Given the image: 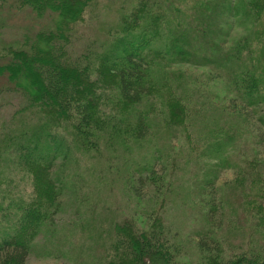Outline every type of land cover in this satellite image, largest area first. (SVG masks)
<instances>
[{"label":"trees","instance_id":"obj_1","mask_svg":"<svg viewBox=\"0 0 264 264\" xmlns=\"http://www.w3.org/2000/svg\"><path fill=\"white\" fill-rule=\"evenodd\" d=\"M105 1L0 0V264H26L35 239L60 211L64 191H77L73 180L57 170L69 164L66 174L72 167L78 171V155L85 162H97L100 142L108 143L117 134L123 133L125 141L145 140L150 113L141 105L150 100L157 98L158 106L175 116L186 110V97L160 96L154 71L198 65L199 57L189 47L200 43L196 38L204 35L202 30L181 23L165 28L159 0H129L126 8L116 10L118 25L81 45V30ZM238 1L224 9L247 20V35L218 57L211 51L207 64L199 65L216 66L225 75L224 92L230 97L225 106L231 121L217 115L222 126L213 134L206 132L210 140L205 153L213 156L221 155L235 138L233 131L241 127L242 118L247 116L244 123L255 118L264 126V0ZM23 12L30 13L28 23L37 20L36 27L19 23ZM10 24L27 34L14 40ZM4 109L6 115L1 114ZM89 165L94 171L97 163ZM123 175L124 192L133 199L126 203L135 204L136 210L120 219L112 220L109 214L104 220L109 223L100 226L97 220L88 223L92 225L85 240L93 247L84 253V264H184L179 260L184 251L179 234L163 217L166 196L150 206L141 194L144 185L160 190L163 176L147 164ZM21 182L31 185L30 193H21ZM202 187L205 193L212 187L205 177ZM262 193L264 189L254 187L251 198H263ZM97 197L83 196L79 203L95 209ZM205 198L207 228L196 236L197 261L188 264H264V241L254 233L230 249L212 234L225 226L223 207L214 202L212 191ZM248 198L247 211L255 209L264 222V204L249 203ZM143 201V208L150 209L137 211Z\"/></svg>","mask_w":264,"mask_h":264},{"label":"rangeland","instance_id":"obj_2","mask_svg":"<svg viewBox=\"0 0 264 264\" xmlns=\"http://www.w3.org/2000/svg\"><path fill=\"white\" fill-rule=\"evenodd\" d=\"M133 1L131 4L135 5L137 0ZM127 3L129 4V0H106L102 7L99 6L95 12L97 17L88 21L81 30L83 39L80 44L84 45L103 35L104 30L118 25L116 10L125 7ZM159 3L160 11L165 17L161 22L163 27L166 28L170 23H181L186 29L202 30L204 33L200 34L199 38L195 37L200 42L198 45L189 47L191 54L199 57L195 58L199 61L198 65L177 64L164 70L165 72L157 69L154 71V83L160 96L164 99L174 96L182 99L186 97V110L183 109L184 113L175 116L176 113L171 109L170 111L161 104L158 106L160 102L157 98L150 100L149 103L141 105V109L150 113V128L145 140L125 141L123 133L117 134L114 140L108 143L103 140L100 142L101 154L97 162H85L78 155V162L75 163L80 166L78 171L72 167L66 174L67 169L64 168L69 164L57 170L62 172V176L67 175L66 178L73 180L72 184L76 186L77 191L74 188L64 191L60 211L35 239L26 264H84V253L89 247H93V243L88 244L85 240L87 227L92 225L88 226V223H94L96 220L99 226L109 223V219L104 223L109 214H112V220L132 216L136 207L135 204L126 203L128 200L132 202L133 199L124 192L121 179L127 171L134 172L135 167L146 164L153 165L156 174L162 175L164 180L160 190L151 185H144L141 194L150 206L159 203L161 197L166 196L162 213L169 226L178 232V238L184 246L179 258L181 263H193L198 259L195 241L197 234L207 228L204 199L211 191L214 202H220L223 207L225 226L212 233L220 239L223 246L230 249L239 241L245 243L250 232L264 241V222L258 220L255 209L249 208L247 211V195L249 203L255 204V201H258L264 204V195H261L263 198H251L255 194L254 187L264 189V126L255 121V118H250L244 123L246 116L240 120L243 121L242 125H239L241 127L233 131L236 133L235 138L231 139L221 155L205 153V142L209 139L206 132L213 134L222 126L221 123L218 124L217 115L228 123L232 115L225 106L230 98L224 92L222 76L225 75L216 66L199 65L207 64L211 51L216 50L215 55L218 57L223 51L233 50L247 35L250 28L247 20L239 13L237 17L234 10L227 12L224 9L226 4L234 7L239 1L159 0ZM17 18L19 23L26 25L31 16L30 13L23 12L18 14ZM36 21L28 24L36 27ZM45 23L41 22V26ZM10 25L8 31L14 34V40L19 41L22 34H27L25 30H18ZM204 39L205 44L210 46L205 47L202 44ZM214 102L219 105H214ZM1 114L6 115L7 111L4 109ZM89 164L95 166L94 171ZM204 177L212 185L206 193L202 187ZM21 183V193H30L31 185L28 182ZM214 189L216 191H213ZM97 195L101 198L97 197L99 201L95 209H88L90 214L79 202L84 198H96ZM144 204L145 201L137 211L150 209L143 208ZM228 245L230 246L227 247Z\"/></svg>","mask_w":264,"mask_h":264}]
</instances>
